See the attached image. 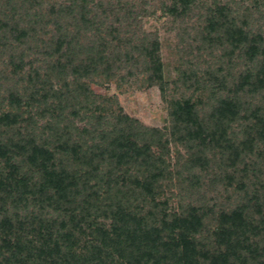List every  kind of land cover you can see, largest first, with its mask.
Segmentation results:
<instances>
[{"label": "trees", "instance_id": "16d2710c", "mask_svg": "<svg viewBox=\"0 0 264 264\" xmlns=\"http://www.w3.org/2000/svg\"><path fill=\"white\" fill-rule=\"evenodd\" d=\"M161 9L173 23L198 12L200 41L244 61L230 84L209 67L182 71L169 134L92 88L141 82L165 99L158 37L141 24L154 14L144 0H0V264H264L257 199L258 218L220 211L209 233L198 207L156 214L115 200H154L167 179L169 135L228 150L232 165L258 141L264 159V27L252 30L228 3L169 0ZM193 31L181 34L192 40ZM201 86L215 95L209 112L194 96ZM239 117L252 122L242 149L227 139Z\"/></svg>", "mask_w": 264, "mask_h": 264}, {"label": "rangeland", "instance_id": "374dc122", "mask_svg": "<svg viewBox=\"0 0 264 264\" xmlns=\"http://www.w3.org/2000/svg\"><path fill=\"white\" fill-rule=\"evenodd\" d=\"M144 1L148 9H153L154 14L143 17L141 24L145 32L154 33L158 37L163 77L167 83L165 99L158 87L143 86L141 82L123 84L120 87L115 82H105L102 85L93 84L92 88L98 95L116 98L124 114L138 120L143 126L158 128L169 134L168 100L183 92L180 86L182 71L193 68L204 73V69L209 67L223 75L227 74L226 80L230 84L243 69L244 61L237 51L227 59L225 55H221L219 46L208 47L207 42L200 41L201 37L195 29H199L201 25L197 15L202 8L188 19L173 23L172 18L164 15L161 9L169 0ZM215 2L228 3L233 15L239 21L246 20L252 30L263 29L264 0H206L210 6ZM182 27L193 28L191 36L194 39L182 35ZM196 45L201 48L200 51L195 49ZM3 86L5 88L6 85ZM210 87L201 86L199 89L203 90L194 92V96H199L203 103L204 112H209L215 103V95H208ZM214 92L218 95L223 93L222 90ZM191 93L192 90L188 95ZM260 101L258 105L263 108L264 98ZM251 124V121L236 118L227 129V139L232 140L239 149L244 148L241 142L248 138ZM81 125L82 123L77 124ZM168 138L170 141L165 155L167 179L160 183L161 187L154 200L141 195H116L113 200L118 199L123 204L129 203L142 208L144 212L156 214L163 210L168 213L180 212L190 205L198 207L208 215L205 221L208 233L214 228L215 216L220 211H229L235 207L246 208L249 214L258 218L257 200L260 202L261 212L264 211V159L260 156L261 142L254 141L249 148L245 147L242 155L232 165L228 150L214 146L202 149L194 142L178 141L170 138V135ZM196 157L204 159L205 163L201 160L195 162ZM208 233L205 232L204 235Z\"/></svg>", "mask_w": 264, "mask_h": 264}]
</instances>
